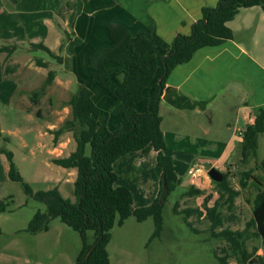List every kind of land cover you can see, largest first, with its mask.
I'll list each match as a JSON object with an SVG mask.
<instances>
[{
	"label": "rangeland",
	"instance_id": "obj_1",
	"mask_svg": "<svg viewBox=\"0 0 264 264\" xmlns=\"http://www.w3.org/2000/svg\"><path fill=\"white\" fill-rule=\"evenodd\" d=\"M17 19H21V16H17ZM0 22V47L6 45L7 39L22 38L18 33L7 29L2 17ZM23 38L29 40L33 37L24 35ZM166 48L169 50V46ZM163 54L159 52L158 55ZM35 55L45 57L42 52ZM58 66L60 63L54 60L50 69H58ZM18 67L14 63H0V147L14 154L18 171L35 192L58 188L64 198L74 201V182L77 176L52 163V158L55 155L66 158L76 149L72 132H66L57 141L54 132L65 120L71 118L70 107L65 106V103L72 93L78 91L79 86L60 78L59 74L61 83L51 84L47 94L41 98L40 106H34L33 92L43 85L48 73L46 72L45 77L37 76L36 81L23 88L18 95L17 105H21L25 110L32 109L31 112L25 113L14 106L12 101L16 84L10 74L16 72ZM58 73L56 71V75ZM150 91L151 89L146 95ZM48 97L52 99L51 102ZM221 104L222 112L219 113L216 108L213 110L212 122L207 123V133L202 136L208 142L198 140L192 144L185 138L181 141V137L179 138L173 130L176 124L172 125L169 123L171 121L166 119L167 116L164 117L167 154L173 158L178 176L177 189L164 205V230L160 238L150 241L155 230L153 219L140 223L130 217L122 227L116 226L112 231V241L108 247L111 264H220L219 259L226 256L228 264H239L231 244L213 235L211 222L207 218L199 219L193 215L189 219L191 228L183 221L184 215L181 213L188 208L204 209V200L208 197L210 207L217 200H220L222 205L220 210L224 225L217 232L224 229L243 231L252 218L253 200L259 191L256 180L264 181V133L259 137L257 157L244 163L240 133L243 134L244 131L241 130L245 127L239 123H234L235 126L229 125L235 118L232 115L235 112ZM38 109L42 111V118L35 115ZM48 118L52 120L50 128L54 130L48 129ZM194 129L193 133L203 134L197 126ZM60 142L61 148L53 153ZM213 167L227 175L230 187L240 192L232 210L228 209L225 202L227 197L220 199L218 183L211 181L208 176ZM251 169L253 175L247 180V187L244 189L241 184L244 173ZM9 170L7 156L0 154V208L5 209L4 212L0 211V256H15L19 264H75L82 247L80 235L59 219L51 221L48 232L38 235L26 232L36 212H45L46 207L28 197L20 183L11 181ZM114 170L118 176L117 185L127 188L132 194L133 211L149 207L157 201L160 203L162 169L158 166L154 152L126 155L115 163ZM75 173L77 174V171ZM192 187L203 191L204 194L187 196L186 193ZM176 204L180 214L174 213ZM248 235L247 250L250 253L257 250L255 257L248 264H264L263 241L255 236L253 228L249 230Z\"/></svg>",
	"mask_w": 264,
	"mask_h": 264
},
{
	"label": "trees",
	"instance_id": "obj_2",
	"mask_svg": "<svg viewBox=\"0 0 264 264\" xmlns=\"http://www.w3.org/2000/svg\"><path fill=\"white\" fill-rule=\"evenodd\" d=\"M253 7L264 9V0H220L217 7L204 9L202 19L192 27L191 35H179L168 51L155 30L151 31L150 37L145 33L133 37L126 27L109 25L108 30L114 46L89 56L91 84L110 92L114 99L112 114L122 116V128L114 131L109 129L108 118L100 123L101 109L93 100V92L82 85L65 103V106L70 107L71 118L65 120L54 132L55 141L66 132L73 133L76 150L66 158L54 159L53 163L65 169L77 170L74 182L75 200L64 198L58 188L35 192L18 171L14 154L0 147V154H5L10 164V180L20 183L28 197L46 207L45 212H36L26 232L32 235L48 232L51 221L59 219L80 235L82 247L75 264H111L108 247L112 241V231L116 226L122 227L130 217L140 223L152 218L155 230L150 241L160 238L164 230V205L178 184L174 160L167 154L161 128L163 118L160 107L168 78L176 67L188 63L199 49L219 46L233 40L234 34L227 24L236 17L240 9ZM6 48L10 49L9 56L16 51L15 46ZM30 48L32 51L46 52L58 63L62 62L61 57L42 43L32 44ZM62 50L63 48L60 49ZM156 50H161L164 55H157ZM35 64L46 69L50 67L49 63L41 60ZM110 64L124 69L111 76L108 70ZM55 77L56 72L49 71L43 85L33 92L34 106H40L41 98L47 94ZM149 89L152 93L146 98ZM142 103L146 105L144 112L138 110V105ZM31 111L30 108L26 110ZM258 112L254 123L248 125L242 135L241 153L244 163L258 155L259 137L264 133V108ZM35 113L36 117L42 118L41 109ZM150 151L157 153V163L162 169L160 195L163 192V183L167 184L164 203L157 201L149 207L133 211L132 194L127 188L117 185L118 176L114 165L126 155L139 152L146 154ZM252 175V169L244 173L241 183L244 189ZM223 176V182L217 184L220 199L227 197L225 202L228 209L232 210L240 192L230 187L227 175ZM256 183L259 191L253 200L252 218L243 231L224 229L217 232L224 225L220 200L210 207V199L207 197L204 200V209L188 208L181 211L184 215L183 221L191 228L189 219L193 215L199 219L207 218L211 222L213 235L231 244L239 264H248L257 253V250L250 253L246 248L251 228L255 229V236L264 244V181L257 179ZM186 194L193 197L202 196L204 193L192 187ZM177 207L178 204L174 207V213L180 214ZM0 211L4 212L5 209L0 208ZM257 258L262 260L261 257ZM219 262L228 264V257L220 258Z\"/></svg>",
	"mask_w": 264,
	"mask_h": 264
},
{
	"label": "crops",
	"instance_id": "obj_3",
	"mask_svg": "<svg viewBox=\"0 0 264 264\" xmlns=\"http://www.w3.org/2000/svg\"><path fill=\"white\" fill-rule=\"evenodd\" d=\"M219 2L220 0H0V17L3 23L8 30L22 37L19 40L7 39L6 45L0 47V63L19 66L16 72L10 74L16 84L13 105L26 113L21 105H17L21 90L32 85L37 76L45 77L46 72L57 71L59 73L53 83H61L58 76L60 74V78L71 84L90 88L93 100L101 109L100 123L108 118L109 129H120L122 116L112 114L114 99L110 92L91 84L92 69L88 60L90 55L114 46L108 26L122 25L133 37L140 33L150 37L151 31L155 30L164 41L166 50L179 35L190 36L194 24L202 19L204 9L215 8ZM17 16H21V19H17ZM227 26L234 34L233 40L219 46L199 49L188 63L176 67L169 76L160 107L165 141V116L171 121L169 123L176 124L173 130L181 137V141L187 139L194 144L198 140L208 142L202 136L207 133V123L212 122L213 110L216 108L219 112L222 102L226 109L235 112L232 115L236 122L233 119L229 125H244L245 128L241 131L253 124L259 109L264 108V9L242 8ZM24 35L33 38L25 40ZM39 43L62 58L58 69H50L54 59L46 52L31 50L32 44ZM13 46L16 51L9 56L7 52L10 49L6 47ZM38 52L44 53L45 57H36ZM159 52L162 51L156 50L157 55ZM38 60L49 63V69L36 66ZM123 69L124 67L114 64L108 66L111 76ZM151 93L152 90L146 98ZM48 99L49 102L52 101L50 97ZM145 106L142 103L137 108L144 112ZM51 125L52 120L48 118V129L54 130L50 128ZM196 126L202 135L193 133ZM61 146L62 142L54 148L53 153ZM150 152L157 155L155 151ZM56 158L63 157L55 155L52 163ZM65 170L77 176L76 169ZM0 262L19 264L15 256L6 255L0 256Z\"/></svg>",
	"mask_w": 264,
	"mask_h": 264
},
{
	"label": "water",
	"instance_id": "obj_4",
	"mask_svg": "<svg viewBox=\"0 0 264 264\" xmlns=\"http://www.w3.org/2000/svg\"><path fill=\"white\" fill-rule=\"evenodd\" d=\"M208 176L211 179V181H213L215 183H218V184H221L223 182V180H224L223 174L218 169H216L214 167L209 170ZM166 191H167V184H166V182H164L163 183V192L161 194L160 204L163 203ZM249 264H252V263L250 262Z\"/></svg>",
	"mask_w": 264,
	"mask_h": 264
}]
</instances>
